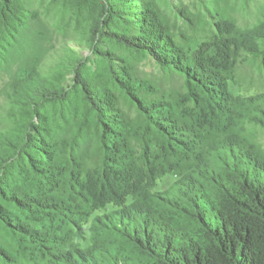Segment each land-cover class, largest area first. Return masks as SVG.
<instances>
[{
	"label": "trees",
	"instance_id": "obj_1",
	"mask_svg": "<svg viewBox=\"0 0 264 264\" xmlns=\"http://www.w3.org/2000/svg\"><path fill=\"white\" fill-rule=\"evenodd\" d=\"M101 1V27L116 19L126 27L97 32L178 68L186 91L172 100L148 99L138 94L141 83L118 76L139 112L129 119L113 110L112 95L96 76L82 64L73 66V80L99 126V169L83 170L81 160L68 163L60 156L68 139L53 138L56 123L40 110L44 102L67 103L73 110L69 87L30 75L16 91L29 126L0 133V198L10 207L0 204V223L34 239L70 230L62 213L86 218L112 204L117 209L97 219L141 264H264V151L243 127L248 120L264 127V91L232 95L222 63L199 51L184 53L141 1ZM23 14L20 0H0V39ZM239 35L252 39L247 48L256 54L257 41L264 44V23ZM130 141L140 146L137 158ZM166 173L175 181L154 190ZM11 208L25 212V219Z\"/></svg>",
	"mask_w": 264,
	"mask_h": 264
},
{
	"label": "rangeland",
	"instance_id": "obj_2",
	"mask_svg": "<svg viewBox=\"0 0 264 264\" xmlns=\"http://www.w3.org/2000/svg\"><path fill=\"white\" fill-rule=\"evenodd\" d=\"M138 1L154 11L164 32L184 53L193 55L199 51L218 61L217 65L222 63L228 77L227 89L232 95L264 91V44L257 41L259 51L255 54L247 48L252 39L237 36L264 23V0ZM20 2L23 17L0 39V133L16 134L17 129L29 126L16 91L30 75L67 85L73 110L67 103L47 102L41 103L40 110L56 123L53 138L68 139L69 146L58 152L60 156L68 163L81 160L83 170H97L101 158L99 126L80 86L73 80V66L82 64L86 74L96 76L101 87L112 95L113 110L129 119L139 118V112L118 82V76L141 83L138 94L148 99L172 100L186 91L185 75L178 68L162 65L149 53L138 52L105 32H97L98 28L110 32L126 27L119 19L101 27V0ZM81 122L89 127V134H84ZM243 127L264 151V127L253 120L245 121ZM130 142L137 158L140 146ZM22 161L29 166L26 158ZM175 179L171 173L161 175L153 189L164 191ZM0 204L10 208L1 198ZM114 209L117 208L108 204L86 218L62 213L61 218L68 221L70 230H54L34 239L0 223V264H141V258H133L131 247L115 240L116 236L107 232L97 219ZM12 211L16 217L25 219V212ZM27 221L30 227L44 230L41 223Z\"/></svg>",
	"mask_w": 264,
	"mask_h": 264
}]
</instances>
